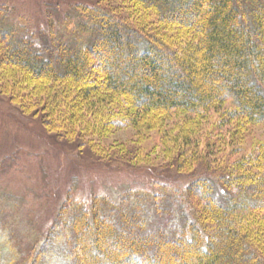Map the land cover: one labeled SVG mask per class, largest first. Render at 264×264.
I'll return each instance as SVG.
<instances>
[{
  "label": "trees",
  "instance_id": "obj_1",
  "mask_svg": "<svg viewBox=\"0 0 264 264\" xmlns=\"http://www.w3.org/2000/svg\"><path fill=\"white\" fill-rule=\"evenodd\" d=\"M122 1L137 23L107 1L91 2L58 33L30 36L0 11L1 89L23 115L43 111L45 127L68 140L159 128L177 171L202 164L212 174L173 194L130 192L88 206L69 194L35 263L51 264L61 249L70 264H264V142L240 161L231 152L215 164L194 133L211 116L213 139L227 126L225 137L264 127V0ZM27 83L37 97L28 103ZM178 115L185 124L173 135L163 124ZM225 137L212 140L210 156Z\"/></svg>",
  "mask_w": 264,
  "mask_h": 264
},
{
  "label": "rangeland",
  "instance_id": "obj_2",
  "mask_svg": "<svg viewBox=\"0 0 264 264\" xmlns=\"http://www.w3.org/2000/svg\"><path fill=\"white\" fill-rule=\"evenodd\" d=\"M103 1H107L108 7L121 19L137 23L138 16L122 0H0V11L30 36L42 31L58 33L70 16H76L77 6ZM148 20L152 21L150 27H159L152 16ZM100 70L99 64L92 65L94 73ZM3 80L7 81L0 72V81ZM27 84L23 90L30 93L25 98L28 103L37 97L31 83ZM8 100L9 96L0 85V264H36V249L44 241L69 194L74 203L88 206L95 197L117 201L130 192L173 194L195 178L212 174L202 164L192 166L189 174L177 171V156L174 150L170 151L172 146L168 140L161 139L159 128L152 132L142 131L143 137H139L137 129L129 127L108 131L101 137L87 134L77 140H68L45 127L40 119L43 111L30 110L26 116L20 111L25 108L23 104ZM212 117L201 120L200 130L194 133L201 137L199 148L203 156L216 160L215 164L231 152V159L240 161L264 142L262 126L242 128L236 136L225 137L227 126L220 130V135L225 137L222 145L218 141V150L210 156L213 148L208 146L221 137L216 136L219 133L214 139L208 137L209 130H216L215 117ZM180 122L185 124L178 115L163 126L177 135L178 129L172 126ZM194 123H190L191 126ZM236 128L239 130V126ZM57 250V254L50 253L52 259L47 263L70 264L63 252L61 255V249Z\"/></svg>",
  "mask_w": 264,
  "mask_h": 264
}]
</instances>
